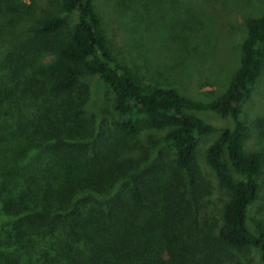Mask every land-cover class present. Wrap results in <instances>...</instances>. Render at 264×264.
Wrapping results in <instances>:
<instances>
[{"label":"trees","instance_id":"1","mask_svg":"<svg viewBox=\"0 0 264 264\" xmlns=\"http://www.w3.org/2000/svg\"><path fill=\"white\" fill-rule=\"evenodd\" d=\"M29 1L0 0V215L11 219L0 264H246L252 249L264 264V207L250 217L264 203V111L258 150L242 119L264 79V11L205 102L143 86L114 55L98 0ZM131 1L140 29L156 25L144 18L154 0ZM92 77L113 95L95 112ZM204 112L233 124L200 159L216 130Z\"/></svg>","mask_w":264,"mask_h":264},{"label":"rangeland","instance_id":"2","mask_svg":"<svg viewBox=\"0 0 264 264\" xmlns=\"http://www.w3.org/2000/svg\"><path fill=\"white\" fill-rule=\"evenodd\" d=\"M37 1L38 11L48 7L45 0ZM194 1L154 0L152 11L149 10L144 18L156 25L145 27L142 24L143 31L136 23L139 12L144 10L143 5H136L131 0H98L97 6L114 55L137 71L143 86L156 80L162 86L179 89L189 98L206 102L227 87L238 68L246 33L245 21L264 11V0ZM186 12L190 17L184 19ZM193 17L198 22L191 23ZM193 51L199 57L192 61ZM90 85L92 98L88 109L95 112L110 106L111 91L97 77L91 78ZM263 111L264 79L257 86L255 102L244 108L242 116L251 129L247 146L253 151L262 147L256 120ZM198 115L210 121L216 129L212 136L201 140L198 153L202 159L207 144L233 123L212 112ZM259 206L264 207V203L258 201L250 211L251 218L258 216ZM9 221L11 219L0 215V235ZM248 254L246 264H263L256 250L252 249Z\"/></svg>","mask_w":264,"mask_h":264}]
</instances>
